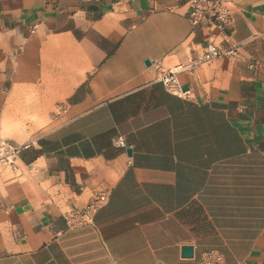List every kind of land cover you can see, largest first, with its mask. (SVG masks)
Returning a JSON list of instances; mask_svg holds the SVG:
<instances>
[{
  "label": "crops",
  "instance_id": "1",
  "mask_svg": "<svg viewBox=\"0 0 264 264\" xmlns=\"http://www.w3.org/2000/svg\"><path fill=\"white\" fill-rule=\"evenodd\" d=\"M188 1L0 0V107L36 100L50 119L12 116L46 133L0 164V264H264V0H228L224 31L192 26ZM209 42L240 55L171 95L151 65Z\"/></svg>",
  "mask_w": 264,
  "mask_h": 264
},
{
  "label": "built area",
  "instance_id": "2",
  "mask_svg": "<svg viewBox=\"0 0 264 264\" xmlns=\"http://www.w3.org/2000/svg\"><path fill=\"white\" fill-rule=\"evenodd\" d=\"M228 0H189L187 3V17L190 24L194 27L219 28L224 31L232 22ZM240 46H233L222 49L213 42H209L202 52V56L194 59L191 64L177 66L166 69L161 63H153L151 66L158 73V82L163 84L166 90L173 96L180 99H192V91H184L179 84L178 76L185 72L194 71L203 66L210 65L215 60L222 57L235 59L239 57ZM117 146L127 150L123 140H119ZM108 195L101 194L93 199L92 202L82 212H71L68 214L67 221L73 228H81L93 223L94 216L108 204ZM200 264H224L222 256L216 251L204 252L200 257Z\"/></svg>",
  "mask_w": 264,
  "mask_h": 264
},
{
  "label": "rangeland",
  "instance_id": "3",
  "mask_svg": "<svg viewBox=\"0 0 264 264\" xmlns=\"http://www.w3.org/2000/svg\"><path fill=\"white\" fill-rule=\"evenodd\" d=\"M36 104H38L36 100H16L9 101L6 109L0 107V164L14 162L15 154L19 150L46 133L17 130L19 121H13L12 116L19 113L20 119L26 122V128L44 127L46 123H50L48 116L44 117L39 114L41 109ZM59 112V109H53L56 115Z\"/></svg>",
  "mask_w": 264,
  "mask_h": 264
},
{
  "label": "water",
  "instance_id": "4",
  "mask_svg": "<svg viewBox=\"0 0 264 264\" xmlns=\"http://www.w3.org/2000/svg\"><path fill=\"white\" fill-rule=\"evenodd\" d=\"M147 65H150L148 62ZM128 154L131 155V151L128 150ZM182 257L184 259H193L194 258V249L192 247H184L182 249Z\"/></svg>",
  "mask_w": 264,
  "mask_h": 264
}]
</instances>
